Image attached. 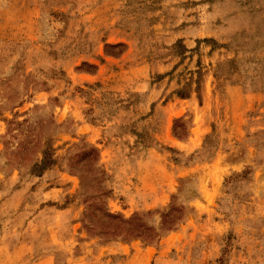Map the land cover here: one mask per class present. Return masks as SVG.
Listing matches in <instances>:
<instances>
[{
    "label": "rangeland",
    "instance_id": "rangeland-1",
    "mask_svg": "<svg viewBox=\"0 0 264 264\" xmlns=\"http://www.w3.org/2000/svg\"><path fill=\"white\" fill-rule=\"evenodd\" d=\"M0 264H264V0H0Z\"/></svg>",
    "mask_w": 264,
    "mask_h": 264
},
{
    "label": "trees",
    "instance_id": "trees-1",
    "mask_svg": "<svg viewBox=\"0 0 264 264\" xmlns=\"http://www.w3.org/2000/svg\"><path fill=\"white\" fill-rule=\"evenodd\" d=\"M179 95H180V97H183V95L181 93H179ZM175 135H177V133H175ZM52 165H53V160L51 158V153L49 150H47V148H45V150L42 152V159L39 162V164L35 166V169L47 170ZM107 217L111 220L117 221L118 224H120V226L117 225V229L122 230L121 233H124L125 235H129L130 237H132V235L134 237H143V236H141L142 235L141 233H144V235H146L145 237L149 241H152L155 237L153 232L151 233V231L149 229H145L143 227H140L143 229V231H145V232H140V234H141L140 235V234H138L139 230L136 228H132L130 222L124 221L117 216L108 215ZM123 226H125V227H123Z\"/></svg>",
    "mask_w": 264,
    "mask_h": 264
}]
</instances>
